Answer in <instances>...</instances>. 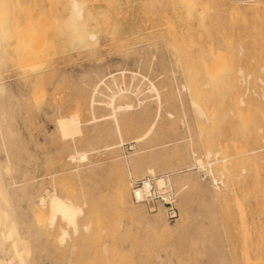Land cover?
<instances>
[{
	"label": "rangeland",
	"instance_id": "374dc122",
	"mask_svg": "<svg viewBox=\"0 0 264 264\" xmlns=\"http://www.w3.org/2000/svg\"><path fill=\"white\" fill-rule=\"evenodd\" d=\"M80 1L84 15L75 24L68 19L72 0L5 2L10 54L1 72L11 89L3 93L2 100L8 111L13 109L9 114L14 117L7 112L5 122L14 123L15 132H0V139L5 140H0L4 142L3 146L0 143V160L3 164L10 161L3 170L9 177L5 176V183L15 190L19 214L31 203L43 206L40 196L47 198L56 191L82 204L81 223L92 222L90 230L72 232L61 245L54 238L55 231L45 232L39 226L38 209L30 205L31 214L30 208L25 209L29 216L20 214L28 218L24 221L35 215L30 229H36V237L24 228H29L30 221L22 229L24 239H37V247L35 241L32 246L26 239L32 252L28 254L30 264H247L248 249L247 255L253 260L261 256L259 264H264V115L260 116L264 113V0ZM91 30L98 35L94 43L95 38L87 36ZM112 74L121 84H116ZM104 76L105 83L113 87L129 84L134 92L118 98L117 103L135 105L122 115L124 143L106 150L103 144L117 142L120 135L111 117L92 120L90 104L93 86ZM151 81L162 94L159 116ZM105 83L97 95L98 115L111 111L106 102L117 89ZM199 106L206 110L204 115ZM61 116H78L83 123L81 135L63 137L58 123ZM154 121L153 132L137 141L136 136ZM92 144L102 146L89 154V160L70 159L76 147L91 151ZM138 149L139 155L135 154ZM130 156L139 163H131ZM196 157L205 165L199 166ZM10 163L14 169L11 165L8 169ZM150 164H155L159 174L173 175L179 207L173 220L163 207L139 205L132 198L130 182L150 174L144 173ZM27 170L32 174L23 173ZM120 179L129 181L130 203L142 209L141 216L111 210ZM23 183L31 190L35 186L37 194L32 191L31 201L21 196L25 190L19 192ZM17 193L21 194L17 197Z\"/></svg>",
	"mask_w": 264,
	"mask_h": 264
},
{
	"label": "bare ground",
	"instance_id": "6f19581e",
	"mask_svg": "<svg viewBox=\"0 0 264 264\" xmlns=\"http://www.w3.org/2000/svg\"><path fill=\"white\" fill-rule=\"evenodd\" d=\"M83 1V0H82ZM186 1H188V2H193L194 0H186ZM6 0H0V105H1V107H0V132L1 133H3V132H8V134L9 135H12L13 133H15V132H13V125H14V123H13V121L12 120H10V121H12V123H13V125L12 124H9V123H6L5 121H6V119H7V115H6V113L8 112V114H9V112L11 113V110H13V109H9V111L7 110V108L8 107H4V105H3V103H5V102H3V100H2V95H3V93L5 94V92H7V91H9L11 88H10V84H8V82H10V81H8L7 80V78L4 80V76H3V74L2 73H4L3 71L1 72V67L4 65V64H6V62H7V57H8V55L10 54V51L7 49V45H6V41H7V38H6V34H5V30L7 29V24H8V14L4 11L5 10V6H6ZM184 3H185V1H183ZM196 2V1H195ZM194 5V4H193ZM88 8V7H87ZM84 15V3L83 2H81L80 0H72V11H71V14H70V16H69V21H71L72 22V24H75V23H79L80 21H81V18H82V16ZM263 16H264V13L262 14ZM256 16H257V14H256ZM261 17V16H260ZM263 18V17H262ZM262 20H264V19H262ZM67 22V21H66ZM251 22H253V21H251ZM258 22V21H257ZM263 22V21H262ZM68 23V22H67ZM252 25H253V23H251ZM258 24V23H257ZM256 24V25H257ZM260 24V23H259ZM258 24V25H259ZM251 25V26H252ZM255 25V24H254ZM254 27H256V26H254ZM253 27V28H254ZM258 27V26H257ZM259 28V27H258ZM257 30V29H256ZM253 33H255V30H254V32ZM257 33H259V30H258V32L256 31V34ZM88 38L90 37L91 39H94L95 41H91V42H96V36H98L97 35V33H95L94 31H90L89 33H88ZM255 37V36H254ZM256 37H257V35H256ZM112 39V38H111ZM115 39V38H114ZM120 40H121V38H119ZM252 39H255V38H252ZM257 39V38H256ZM87 40H90V39H87ZM143 42V41H142ZM93 43H92V45H93ZM115 43V42H114ZM91 44V43H90ZM89 44V45H90ZM94 45H96V44H94ZM88 47V46H87ZM211 48V47H210ZM213 50H214V47H213ZM216 50V49H215ZM8 51H9V53H8ZM209 51H211V50H208V53H209ZM218 51V50H217ZM217 51H216V53H217ZM220 51V50H219ZM219 51H218V53H219ZM211 53V52H210ZM212 54V53H211ZM213 56H214V54H213ZM258 60H259V58H258ZM214 61V60H213ZM218 61V60H217ZM216 62V61H215ZM218 62H223V60L222 61H218ZM216 65V64H215ZM221 65V64H220ZM10 68V67H9ZM13 68V67H12ZM224 69H226V68H224ZM223 68H222V70H224ZM257 69V68H256ZM5 70H8V69H5ZM228 70V69H227ZM9 71V70H8ZM11 71V70H10ZM32 71V70H31ZM34 71V70H33ZM224 71H226V70H224ZM133 72V71H132ZM222 72V71H221ZM236 72V71H235ZM113 73V72H112ZM120 73H121V71H120ZM220 73V72H219ZM5 74V73H4ZM7 74V73H6ZM31 74V73H30ZM111 74V73H110ZM110 74H109V76H110ZM122 74L123 75H125V71H123L122 70ZM228 74V73H227ZM236 74V73H235ZM117 75V74H116ZM121 75V74H120ZM119 75V76H120ZM134 75H136V73L135 72H133V76ZM215 75V74H214ZM217 75H219L218 73H217ZM10 76V75H9ZM31 76V75H30ZM106 76H107V73H106ZM112 77L111 78H113V80H118V83H116V84H121V83H119V79H117V77L115 76V74H112L111 75ZM132 76V77H133ZM230 76V75H229ZM253 76V75H252ZM105 77V76H104ZM104 77H102L101 79H100V81H101V83H100V81H97V83L93 86V89H92V91H91V94H90V104L92 105L91 107V113H92V115H93V117H92V120H94V121H100V120H103L104 121V119H108V117H111L112 118V120L114 121V125H115V129H116V131H117V133L120 135V138H119V140L117 141V142H107L106 144H103L104 146V149L106 150V149H115V147H118V146H122V144L124 143V141H125V138H124V136H123V134H124V128H123V114H125V113H128V112H130V110H132L134 107H135V105H134V103L133 102H130V101H127V102H125V103H117V99L118 98H120V97H124V96H126L129 92H134V90H132V89H130V87L128 86V85H125V83L123 82V84H124V86L123 87H121L120 85H115L114 87L112 86V84L111 83H109L108 82V84H109V87H110V85H111V87H113V88H115L116 86H117V89L115 88L114 90L113 89H111V90H113V95L111 94V99L110 100H108L107 102H106V104H108V106L111 108V111L109 112V113H107L109 116H106L107 114H105V113H103V115H98L97 114V112H96V106H97V104H99L100 106H101V103L99 102L100 100V98H98L97 97V95L98 94H100L101 92H102V90H101V84L103 83H105L106 82V77L104 78ZM146 77V76H145ZM214 78H215V76H213ZM213 77H211V78H213ZM222 77H224V75L222 76ZM110 78V79H111ZM235 78V77H234ZM108 79V78H107ZM216 79V78H215ZM218 79V78H217ZM216 79V80H217ZM6 80L8 81V82H6ZM215 80V81H216ZM221 80H223V78L221 79ZM108 81V80H107ZM112 80H110V82H111ZM117 82V81H116ZM219 82V81H218ZM222 82V81H221ZM232 82V81H231ZM224 83L225 82H223V85H224ZM108 84H106L105 83V85H107L108 86ZM127 84V83H126ZM234 84V83H233ZM222 85V84H221ZM237 85V84H236ZM12 86V85H11ZM149 87H150V89L151 90H154L155 92H156V98L158 99V110H157V116H159L160 114H161V109H162V94H161V91L159 90V88L157 87V85H156V83L155 82H153V81H151V84L149 85ZM132 88V87H131ZM139 88V87H138ZM237 88H239V87H237ZM102 89H104V88H102ZM136 89V88H135ZM137 91L139 90V89H136ZM234 90V89H233ZM236 90V89H235ZM241 90V89H240ZM239 90V91H240ZM12 91V90H11ZM136 91V92H137ZM12 92H14V91H12ZM12 92H11V94H12ZM16 92V91H15ZM241 92V91H240ZM112 93V92H111ZM138 93V92H137ZM242 93V92H241ZM7 94H8V92H7ZM6 94V95H7ZM14 94V93H13ZM17 94V93H16ZM110 94V93H109ZM240 94V93H239ZM252 95V94H251ZM8 96V95H7ZM10 96V95H9ZM12 97H13V95H11ZM14 96H16V95H14ZM17 98H19L18 96H16ZM108 97H109V95H108ZM11 98V97H10ZM6 99H8L7 97H6ZM6 99H5V101H6ZM12 99V98H11ZM106 99V98H105ZM230 99H231V97H230ZM250 99V98H249ZM9 100V99H8ZM14 100V99H13ZM99 100V101H98ZM251 100V99H250ZM104 101V100H103ZM236 101V100H235ZM234 101V102H235ZM245 101V100H244ZM8 102H10L11 104H12V102L9 100ZM142 100H140V102L139 103H141L142 104ZM242 102L243 101H240V103L242 104ZM6 103H7V101H6ZM198 103V102H197ZM197 103H195V104H197ZM252 103V102H251ZM7 104H9V103H7ZM14 104V103H13ZM13 104H12V106H13ZM243 104H244V102H243ZM6 105V104H5ZM99 105H98V107H99ZM199 105V104H198ZM246 105V104H245ZM251 105V104H250ZM9 106V105H8ZM11 106V105H10ZM9 106V107H10ZM11 106V107H12ZM10 107V108H11ZM198 107V106H197ZM240 107H242V106H240ZM251 107V106H250ZM14 108V107H13ZM102 108H104V107H102ZM106 108V107H105ZM199 108H200V106H199ZM233 108V107H232ZM235 108V107H234ZM233 108V109H234ZM261 108V107H260ZM99 109V108H98ZM236 109H237V107H236ZM236 109H235V111H236ZM241 109V108H240ZM240 109H239V111H240ZM244 109V108H243ZM243 109H241L242 111H244ZM247 109H249V108H247ZM200 112H202L203 113V115H204V111H206V110H203V109H201L200 108V110H199ZM251 111V110H250ZM262 112L263 111H261V114H260V116L261 115H264V113L262 114ZM237 114V113H236ZM246 114V113H245ZM9 115H11V114H9ZM13 115V114H12ZM12 115H11V117H12ZM248 115V114H247ZM102 116V117H101ZM246 116V115H245ZM13 117H14V115H13ZM237 117V116H236ZM240 117V116H239ZM9 118V117H8ZM245 118V117H244ZM251 118V117H250ZM245 119V120H251V119ZM241 119V118H240ZM243 119V118H242ZM260 119H261V117H260ZM2 120H4V121H2ZM262 120H263V118H262ZM8 121V120H7ZM89 121V120H88ZM88 121H87V123H88ZM238 121V120H237ZM261 121V120H260ZM264 121V120H263ZM15 122V121H14ZM90 122V121H89ZM93 122V121H92ZM253 122V121H252ZM58 123H59V130H61L60 132L62 133V136L63 137H65V136H72V137H76V135L78 134H80L83 130H82V128H83V123H82V121L80 120V118L77 116H61L60 118H59V120H58ZM91 123V122H90ZM89 123V124H90ZM97 122H95V124H96ZM248 123V122H247ZM246 123V124H247ZM264 122H262V124H263ZM155 124H156V122L154 121L153 122V124L144 132V133H142L141 135H138V136H136V140L137 141H141V140H143V139H145L147 136H149L152 132H153V130H154V128H155ZM246 124H244V125H246ZM12 125V126H11ZM91 125H92V123H91ZM97 125H99V124H97ZM96 125V126H97ZM264 125V124H263ZM13 127V128H12ZM15 130V129H14ZM17 131H18V129H17ZM16 131V132H17ZM7 134V133H6ZM19 134V133H18ZM100 134H102V133H100ZM16 135V134H15ZM81 135V134H80ZM99 135V134H98ZM1 136V135H0ZM2 136H4V135H2ZM6 136V135H5ZM18 136V135H17ZM103 136V135H102ZM19 137V136H18ZM95 138V137H94ZM102 138V137H101ZM100 138V136L99 137H97V139L99 140V139H101ZM4 138H2V139H0V140H3ZM7 139V138H6ZM14 139H17V142L16 143H19L20 141H18L19 140V138H14ZM89 139V138H88ZM8 140L9 139H7V142H8ZM13 140V139H12ZM3 141H5V140H3ZM9 141H11V139L9 140ZM91 141V140H90ZM2 142V141H1ZM0 142V143H1ZM97 142H99V141H97ZM261 142V141H260ZM6 143V142H5ZM11 143H13V142H11ZM15 143V144H16ZM7 144H9V143H7ZM94 144V143H93ZM93 144H92V149H91V151L90 150H88V149H84V148H78V147H74L75 148V150H74V152H71L70 154H71V156H70V159H71V157H72V159H74V158H77V159H75V160H78L79 159V161H85V159L87 160L88 159V157H89V154L90 153H93V150L95 151L96 149H97V151H98V148L100 147V146H102V145H95L94 147H93ZM4 145V142H3V144L1 143V146H3ZM164 145H166V144H164ZM262 145V144H261ZM5 146H6V144H5ZM10 145H7V147H9ZM16 147H17V144L15 145ZM19 146V145H18ZM24 146V145H23ZM91 146V145H90ZM99 146V147H98ZM20 147V146H19ZM6 148V147H5ZM4 148V149H5ZM13 148V147H12ZM22 148V147H21ZM91 148V147H90ZM11 149V148H10ZM9 149V150H10ZM14 149V148H13ZM13 149H11V151L13 150ZM15 149H17V148H15ZM14 149V150H15ZM100 149V148H99ZM6 150H8V148L6 149ZM118 150V149H117ZM141 150V149H140ZM139 149H138V151L137 150H135L136 152H135V154H140L141 153V151H140ZM264 150V149H263ZM217 151V150H216ZM219 151V150H218ZM13 152H15V151H12V153ZM134 152V151H133ZM215 152V151H214ZM9 153H11V152H9ZM24 153V152H23ZM220 153V152H219ZM19 154V153H18ZM17 153H16V155H18ZM28 154V153H27ZM215 154H216V152H215ZM245 154V153H244ZM15 155V156H16ZM20 155V154H19ZM19 155H18V159H19ZM133 155V157L135 156V157H137V155H134V153L132 154ZM208 155V154H207ZM209 155H210V152H209ZM10 155H8V157H9ZM14 156V157H15ZM118 156V155H117ZM29 156H27V158H28ZM116 157V156H115ZM115 157H113V160H114V158ZM125 157H127V156H125ZM131 157L132 156H130V157H128L129 159H130V161H131V163H133V161H135L133 158H132V160H131ZM138 158V157H137ZM2 159V158H1ZM20 159H21V157H20ZM20 159H19V161H20ZM71 159V160H72ZM122 159V158H121ZM124 159V158H123ZM129 159H127L128 161H129ZM217 159V158H216ZM215 159V160H216ZM248 159V158H247ZM8 160V158L6 159V161ZM26 160V159H25ZM89 160V159H88ZM116 160V159H115ZM120 160V159H119ZM118 160V161H119ZM137 160V159H136ZM220 159H218V161H219ZM223 160V159H222ZM253 160H254V158H253ZM5 161V162H6ZM83 161V162H84ZM126 161V160H125ZM138 161V160H137ZM137 161H135V163H137ZM196 161L199 163V166L201 165H205V162L203 161V159L201 158V157H196ZM195 161V162H196ZM213 161V160H212ZM217 161V160H216ZM255 161V160H254ZM8 162H10L9 160H8ZM8 162H6V163H8ZM14 162V161H13ZM16 162V161H15ZM70 162V161H69ZM77 162V161H76ZM89 162V161H88ZM93 162V161H92ZM4 163V162H3ZM2 163V161L0 160V264H30V262L32 261V259H31V261L29 262V255L32 253V252H29V248H28V246H27V243H26V239H29V238H26V239H24V232H22V229H24V228H26L25 230H27V231H29L30 232V225H32V223H33V221H34V219H35V215H34V218H33V216H32V218H33V220L32 219H29V221H30V223L31 224H29V230L27 229V227H24L23 228V226H28L27 224H26V222H29V221H24V220H28V218L27 219H25V216H24V219L20 216V214L22 213V212H26L27 211V209L28 208H30L29 209V212H30V210L32 209L31 207L33 206V204L31 203V204H29V207H28V205L26 206L27 207V209L25 208V206H23L24 208L22 209V210H24V211H20V214L17 212V209L19 208V206H16V204L19 202V201H16L18 198H16V193H15V190H10L11 189V187L9 188L8 186H7V184L5 183V180H4V178H8V180H9V177L8 176H6V175H4L3 174V170H4V168L6 167L5 165H6V163L5 164H3ZM17 163V162H16ZM79 163V162H78ZM119 163V162H118ZM139 163V162H138ZM137 163V164H138ZM209 164H212L213 162H208ZM214 163H215V161H214ZM254 163V162H253ZM14 164V163H13ZM11 165V163L10 164H8L9 166H8V169L10 168V165L11 166H13V168H10V169H14L15 168V165ZM101 164V163H100ZM127 164V163H126ZM129 164V163H128ZM142 164V163H141ZM18 165H19V163H18ZM131 165V164H130ZM253 165V164H252ZM20 166V165H19ZM134 164L132 165V168H134ZM255 166V165H254ZM93 167V166H92ZM97 167V166H96ZM96 167H94V168H96ZM126 167H128V166H126ZM129 167H131V166H129ZM128 167V168H129ZM141 167H143V166H141ZM249 167V166H248ZM257 167V166H256ZM19 168V167H18ZM89 168H91V167H89ZM137 168H138V166L137 167H135V169L137 170ZM251 168V167H250ZM139 169H141L140 168V166H139ZM255 169V168H254ZM79 170V169H78ZM131 170V169H130ZM142 170V169H141ZM250 170V169H249ZM9 171V170H8ZM31 170H27V171H22L23 173H25L26 172V174L28 173L29 175L30 174H32L31 172H30ZM126 171V170H125ZM132 172H133V170H131ZM140 171V170H139ZM150 173V174H152V175H155V178H156V183H157V185L160 187V188H163V186L165 185V183H166V176L164 175V174H159L158 172H157V169H156V167H155V164H153V165H149L148 167H147V169L145 170L144 169V173ZM175 171V170H174ZM174 171H172L173 173H174ZM177 171V170H176ZM22 172H20V173H22ZM80 172V171H79ZM263 172V171H262ZM5 173V172H4ZM130 173V175L131 174H133V173H131V172H129ZM128 173V174H129ZM137 173V172H136ZM143 173V172H142ZM158 173V174H157ZM25 174V175H26ZM167 174V173H166ZM169 174H170V172H169ZM260 174H261V171H260ZM264 174V173H263ZM8 175H10V174H8ZM21 175L22 174H20V176L19 177H21ZM24 175V174H23ZM24 175V176H25ZM28 175V176H29ZM141 175V174H140ZM170 175H172V173L170 174ZM6 176V177H5ZM13 176V175H12ZM27 176V177H28ZM262 176H264V175H262ZM15 177H17V176H15ZM26 177V176H25ZM24 177V178H25ZM30 177V176H29ZM28 177V178H29ZM32 177V176H31ZM128 177V176H127ZM143 177V176H142ZM173 177V175L171 176V178ZM22 178H23V176H22ZM24 178H23V180H24ZM121 178H123V177H121ZM130 178V177H129ZM15 179V178H14ZM17 179V178H16ZM31 179V178H30ZM29 179V180H30ZM106 179V178H105ZM133 179H134V177H133ZM132 179V180H133ZM173 179V178H172ZM215 179V178H214ZM264 179V178H263ZM262 178H261V181L263 180ZM13 180V179H12ZM25 180H26V178H25ZM24 180V181H25ZM126 180V179H125ZM16 181V180H15ZM18 181V180H17ZM19 181H20V179H19ZM18 181V182H19ZM22 181V180H21ZM23 181V182H24ZM28 180H26V182H27ZM107 181V180H106ZM119 181V180H118ZM173 181H174V179H173ZM216 180H214V182H215ZM264 181V180H263ZM14 182V181H13ZM25 182V183H26ZM29 182V181H28ZM30 182H31V180H30ZM29 182V183H30ZM99 182V181H98ZM128 180H126V181H124V180H121L120 179V181H119V183H117L118 184V188H117V190L115 191V199L116 200H114L113 202L115 203H113V204H111L112 206H111V210L113 211V212H117V209H118V211H123V212H125V211H127V213L128 214H131L132 213V215H133V213L135 214V213H137V214H135V215H137L138 217L139 216H141L139 213H141L142 211V209L140 210V208L139 207H135L134 205H132L131 203H130V200H129V188H128ZM217 182V181H216ZM222 182V181H221ZM9 183V182H8ZM17 183V182H16ZM32 183V182H31ZM130 183H132V181L130 182ZM15 184V183H14ZM103 184V183H102ZM11 185H12V183H11ZM19 185V184H18ZM22 184H20L19 185V187H21V191L19 190V192H22L23 190H25V192L24 193H20L21 194V196L23 195V197H25L28 201H31L32 200V197H33V192L32 191H34V190H36V189H34L35 188V186H34V190L32 189H29L27 186H24V183H23V187L24 188H26V189H24V188H22V186H21ZM26 185H28V183L26 184ZM32 185V184H31ZM100 186V185H99ZM18 187V186H17ZM41 187V186H40ZM110 188V187H109ZM111 189V188H110ZM109 189V190H110ZM42 190V189H41ZM45 190V189H44ZM99 190H100V188H99ZM48 191V190H47ZM34 192H36V191H34ZM51 192V191H50ZM54 192V191H53ZM56 192V191H55ZM48 193V194H51V196H48V194H47V198H45V197H42V196H44L43 194L40 196L41 197V204L43 205V206H36V200H33L34 202H35V207L38 209V215H37V220L39 221V223H40V225L39 226H41V227H43L44 229V231L46 232V231H49V229H52V232L53 231H55V233L57 234V237H54V235L55 234H53V237L54 238H57L56 239V241H58V243H60L61 245L63 244L64 245V243L67 241V239H68V237L69 236H71V235H73V234H71L72 232L74 233H78V232H80L81 231V229H83L84 230V228H87L88 230H90L89 228H91V224H92V222L91 221H85V222H83V223H81V220H79L80 218V215H82V214H80V213H82V211L84 210V207L82 206V204L81 203H78V202H76L75 200H74V198L73 199H70V197L71 196H69V198L67 197V195H65L67 198H65L64 197V194L63 195H58L57 193ZM104 192V191H103ZM45 193H47V192H45ZM264 193V192H263ZM20 194H18L17 193V197H18V195H20ZM36 194H37V192H36ZM40 194V193H39ZM21 196H19L20 198V200H21ZM62 196V197H61ZM112 196V195H111ZM264 196V195H263ZM36 197L38 198V195H36ZM39 197V198H40ZM25 198H24V202L26 201L25 200ZM262 200H263V198H262ZM261 200V201H262ZM28 201H26V202H28ZM116 201V202H115ZM17 202V203H16ZM87 202V201H86ZM84 203V202H83ZM139 203V205H140V203L141 204H143L144 205V203L143 202H138ZM263 203V202H262ZM19 204H23V203H19ZM18 205V204H17ZM20 205V206H21ZM30 205H32L31 207H30ZM38 205V204H37ZM33 206V207H34ZM22 207V206H21ZM34 207V208H35ZM47 208L46 210L44 209V208ZM119 207V208H118ZM264 207V206H263ZM17 208V209H16ZM35 208V209H36ZM160 208V207H159ZM21 209V208H20ZM25 209H26V211H25ZM161 210V209H160ZM33 212V211H32ZM32 212H30V214L32 213ZM261 212V211H260ZM28 213V212H27ZM85 213V212H84ZM119 213V212H118ZM126 213V212H125ZM158 213V212H157ZM30 214H26L25 213V215L26 216H29ZM142 214V213H141ZM22 215H23V213H22ZM157 215V214H156ZM58 216H59V218H58ZM264 216V215H263ZM57 218L58 219H60V221L58 220L57 221ZM136 218V217H135ZM141 218V217H140ZM140 218H137V219H140ZM32 220V221H31ZM62 220H63V222H62ZM141 221V220H140ZM260 221H261V219H260ZM35 222H36V220H35ZM142 222V221H141ZM163 223V222H162ZM34 224V223H33ZM37 224H38V222H37ZM33 226V225H32ZM38 226V225H37ZM261 226V225H260ZM33 228V227H32ZM34 228H37V227H34ZM47 229V230H46ZM53 229H56V230H53ZM34 230V229H33ZM39 230V229H38ZM37 230V231H38ZM57 230H58V232H57ZM27 231L25 232V236L27 235L26 233H27ZM35 232H36V229L34 230ZM34 231L32 232V230H31V232H32V234H31V232H30V236L31 237H36L35 236V234H34ZM42 231V230H41ZM43 231V232H44ZM87 231V230H86ZM28 232V233H29ZM44 232V233H45ZM261 232V231H260ZM39 233V232H38ZM37 233V234H38ZM49 233V232H48ZM46 235H47V233H45ZM80 234V233H79ZM250 234V233H249ZM29 235V234H28ZM40 235V234H39ZM38 235V240H40V241H38V243H40L41 242V238H39L40 236ZM50 235V234H49ZM75 235V234H74ZM30 236H26V237H30ZM43 235H41V237H42ZM48 236V235H47ZM251 236H253V235H251ZM33 237V238H34ZM73 237V236H72ZM261 237V236H260ZM32 238V239H33ZM50 238V237H49ZM70 238V237H69ZM261 239V238H260ZM36 240L37 239H35L34 241H35V243L33 244L32 242H34V241H32L31 239H29V243L31 244H33L34 246H36L37 247V245H35L36 244ZM32 241V242H31ZM43 241V240H42ZM44 241H45V238H44ZM43 241V242H44ZM45 243V242H44ZM31 244V245H32ZM43 244V243H42ZM41 244V246L43 247V245ZM59 244V245H60ZM261 244V243H260ZM31 245H29V246H31ZM32 245V246H33ZM60 245V246H61ZM75 245V244H74ZM35 247V248H36ZM38 247H40V245H38ZM42 247H40V248H42ZM43 249V248H42ZM247 249V248H246ZM30 250H31V247H30ZM104 250H105V248H104ZM34 252V251H33ZM43 252V251H42ZM247 253H249V249H248V251H247ZM247 253H246V251H245V254H246V256H248V257H246L245 258V260L247 261V264H259V260H261V256H258L259 258H255L254 260H253V258H251L250 257V254H248L247 255ZM258 253V252H257ZM29 254V255H28ZM69 254H70V252H69ZM262 254V253H261ZM31 256V255H30ZM256 256V257H257ZM33 257V256H32ZM35 260V259H34ZM263 261V260H262ZM254 262V263H253ZM34 263V262H33ZM263 263V262H262ZM38 264V263H37ZM67 264H71V263H67Z\"/></svg>",
	"mask_w": 264,
	"mask_h": 264
},
{
	"label": "built area",
	"instance_id": "2783aa9c",
	"mask_svg": "<svg viewBox=\"0 0 264 264\" xmlns=\"http://www.w3.org/2000/svg\"><path fill=\"white\" fill-rule=\"evenodd\" d=\"M166 176V183L160 188L155 175L147 174L135 178L131 183V195L135 202H143L150 206L163 207L166 216L173 220L179 215L178 190L170 174Z\"/></svg>",
	"mask_w": 264,
	"mask_h": 264
}]
</instances>
